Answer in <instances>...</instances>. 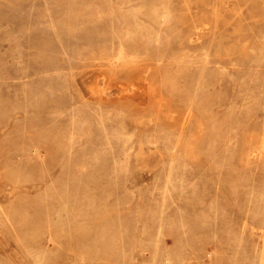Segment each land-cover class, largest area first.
Instances as JSON below:
<instances>
[{"label":"rangeland","instance_id":"rangeland-1","mask_svg":"<svg viewBox=\"0 0 264 264\" xmlns=\"http://www.w3.org/2000/svg\"><path fill=\"white\" fill-rule=\"evenodd\" d=\"M256 4L0 0V264H264V128L217 102L264 77Z\"/></svg>","mask_w":264,"mask_h":264},{"label":"bare ground","instance_id":"bare-ground-1","mask_svg":"<svg viewBox=\"0 0 264 264\" xmlns=\"http://www.w3.org/2000/svg\"><path fill=\"white\" fill-rule=\"evenodd\" d=\"M238 2H245L246 4L248 3V4H252L253 2L255 3V5H258V4H256V0H237ZM210 2L211 1H202V4L201 5H199L198 3H196V5L197 6H199L200 8H201V11H206L207 10V8H209V4H210ZM258 2L260 3V7L262 8V9H264V0H258ZM134 8V7H133ZM119 10H121V9H119ZM135 10V9H134ZM136 11V10H135ZM133 12V13H135V15L136 16H138L137 14H138V11H136L137 12V14H136V12ZM156 11V13H157V15L160 17V18H162L163 17V20L165 21V20H167L168 19V13H165V15L163 14V12L161 13L159 10H155ZM124 12H127V11H124ZM133 13H131L132 15H133ZM124 15V14H123ZM114 16H116V14H114ZM134 16V15H133ZM116 17H118V16H116ZM115 18V17H114ZM133 20V19H132ZM160 20H162V19H160ZM119 22H128V23H132V22H134V21H131V19H129V17H127V16H124L122 19H121V21H119ZM135 23V22H134ZM204 23V22H203ZM208 23V22H207ZM206 23V24H207ZM205 24V25H206ZM188 26H191V24L190 23H188L187 24V27ZM206 26H208V25H206ZM203 27V26H202ZM205 28V27H204ZM198 29V28H197ZM199 30V29H198ZM138 31H139V35H142V34H145V35H148L149 33H150V29H149V27L148 26H141V28H140V30L138 29ZM133 31H130L128 34H130V33H132ZM133 34L135 35L136 34V32L134 31L133 32ZM201 39V38H200ZM199 39V40H200ZM254 48H255V46H254ZM205 50V49H204ZM256 51V50H255ZM257 53V52H256ZM207 58V57H206ZM259 60V59H258ZM251 64V63H250ZM250 68H251V66H250ZM59 72V71H58ZM231 82H232V90H231V92H232V94L230 95V96H228V98L225 100V99H218V104H227V103H230L231 104V106L232 105H236V104H238V103H240V106H239V108L241 109V111H244V114H245V125L246 126H248V127H251V128H256L257 126H259V125H262L263 126V128H264V77H263V79H261L260 77H258L256 74H251V73H248V75H244L243 77H240V78H232L231 79ZM136 85V84H135ZM137 87H140V86H137ZM143 87V86H142ZM222 87V86H221ZM133 88H135V87H133ZM136 89V88H135ZM140 90H142V89H140ZM150 90V89H149ZM218 95V94H217ZM74 108H72L71 109V112H74V111H72ZM75 111H77V110H75ZM71 112H69V114L71 113ZM72 114V113H71ZM68 116H71V115H68ZM73 118V122H72V128L70 129V131H71V140L72 139H74V137L76 136L77 138H79L80 139V137L79 136H77V135H79L80 133H82V129H80V126H79V122H78V120L75 118V117H72ZM70 120V119H69ZM103 122V121H102ZM115 123V122H114ZM111 125H115V124H111ZM111 125H110V127H111ZM120 125V124H119ZM118 125V126H119ZM114 127V126H113ZM234 128V127H233ZM102 131L103 132H101L102 134L101 135H104V138H105V140H106V144L110 147V148H112L113 149V147H115V145H120L122 142H123V140H124V138H125V136H124V134H123V132H122V127H121V129L118 127L117 128V126H115L114 128H109V127H107L105 124L104 125H102ZM86 132V131H85ZM99 133H100V131H98ZM84 133V132H83ZM82 133V134H83ZM263 133H264V131H263ZM82 134H80V135H82ZM227 134H228V131H227ZM70 141V140H69ZM80 141V140H79ZM127 141V140H126ZM75 142V141H74ZM125 142V141H124ZM123 142V143H124ZM73 143V142H72ZM76 143V142H75ZM126 143V142H125ZM129 143V142H128ZM127 144V143H126ZM69 146V145H68ZM122 146V145H121ZM69 147H71V146H69ZM68 147V148H69ZM117 147V146H116ZM126 148H128L127 146H125ZM131 147V146H130ZM122 148H124V146L122 147ZM71 149V148H70ZM125 150V149H124ZM119 151H121L120 149H119ZM252 152L253 151H257V154H255V156L256 157H261V158H263L264 159V136L262 137V144H261V149L260 150H258V148H257V150L256 149H252L251 150ZM124 152V151H123ZM123 152H121V154L123 153ZM125 153V152H124ZM123 153V154H124ZM126 154V153H125ZM118 156V155H117ZM117 156H116V158H117ZM125 156V155H124ZM123 156V157H124ZM129 156V155H128ZM128 156H126L127 158H128ZM120 157V156H119ZM119 159V158H118ZM126 159V158H125ZM130 160V159H129ZM127 161H128V159H127ZM117 162H118V160H117ZM128 162H130V161H128ZM67 165V164H66ZM120 165V164H119ZM70 166H72V165H70ZM123 170V169H122ZM67 171V170H66ZM126 171V170H125ZM124 171V172H125ZM169 172V171H168ZM67 173V172H66ZM170 174V173H169ZM176 184V183H175ZM167 185V184H166ZM165 185V186H166ZM167 188V187H166ZM235 188H237V187H235ZM262 188V187H261ZM174 189V188H173ZM263 189V188H262ZM261 189V190H262ZM169 190V189H168ZM171 190V189H170ZM194 190V189H193ZM234 190H236L237 191V189H234ZM235 191V192H236ZM262 192V191H261ZM237 193V192H236ZM165 194H166V192H165ZM190 194V193H189ZM235 194V193H234ZM261 197V196H260ZM259 199H261V198H258V201H259ZM211 202H212V199H211ZM215 202V201H214ZM211 205H212V203H211ZM176 206V205H175ZM174 206V207H175ZM218 207V206H217ZM214 208V207H213ZM81 210V209H80ZM216 210H217V208H216ZM88 211V210H87ZM170 211H174V210H170ZM81 212V211H80ZM85 212V211H84ZM83 212V213H84ZM167 212V211H166ZM215 212V211H214ZM220 212V211H219ZM252 213V215L253 216H257V217H260V218H263L264 219V208H262V207H259L257 210H254V211H251ZM83 213L81 214V215H83ZM87 213V212H86ZM78 214H80L79 212H78ZM77 214V215H78ZM85 214V213H84ZM87 214H89V212L87 213ZM87 214H85L84 216H86ZM159 214V213H158ZM162 215V214H161ZM220 215H222L221 213H220ZM80 217V216H79ZM79 217H77V218H79ZM158 217V216H157ZM224 217V216H223ZM171 218V217H170ZM84 219V218H83ZM74 220V219H73ZM73 220H71V221H73ZM220 220H221V217H220ZM66 221V220H65ZM188 220H186V222H187ZM181 221H179V223H180ZM185 222V221H184ZM183 222V223H184ZM79 223V222H78ZM182 223V224H183ZM176 224V223H175ZM185 224V223H184ZM183 224V225H184ZM176 225H178V224H176ZM175 226V225H174ZM181 226V225H180ZM187 226H189L188 225V222H187ZM202 226V225H201ZM244 226V225H243ZM161 227V226H160ZM165 227H166V225H165ZM178 227H179V225H178ZM64 228V227H63ZM70 228V227H69ZM175 228H176V226H175ZM190 228H191V224H190ZM183 229V228H182ZM182 229H180V230H182ZM185 229V228H184ZM159 230H161V228H159ZM176 230V229H175ZM188 230V229H187ZM186 230V231H187ZM88 232V231H87ZM179 233H180V231H178ZM183 232V231H182ZM253 234V233H252ZM256 235V234H255ZM183 237H185L186 238V235L184 234V236ZM182 237V238H183ZM180 238H181V236H180ZM181 238V239H182ZM180 239V240H181ZM264 240V239H263ZM183 241V240H182ZM143 243V242H142ZM157 248V247H156ZM264 250V249H263ZM262 257H263V254H262ZM261 257V258H262ZM155 258V257H154ZM263 259V258H262ZM152 260H153V258H152ZM264 261L262 260V262L261 263H263Z\"/></svg>","mask_w":264,"mask_h":264}]
</instances>
